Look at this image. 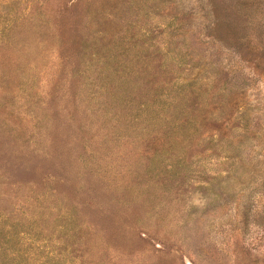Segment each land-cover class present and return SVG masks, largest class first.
<instances>
[{"label": "rangeland", "instance_id": "374dc122", "mask_svg": "<svg viewBox=\"0 0 264 264\" xmlns=\"http://www.w3.org/2000/svg\"><path fill=\"white\" fill-rule=\"evenodd\" d=\"M0 264H264V0H0Z\"/></svg>", "mask_w": 264, "mask_h": 264}, {"label": "trees", "instance_id": "16d2710c", "mask_svg": "<svg viewBox=\"0 0 264 264\" xmlns=\"http://www.w3.org/2000/svg\"><path fill=\"white\" fill-rule=\"evenodd\" d=\"M219 9L216 7V9L214 8V10L212 11V14H213V17H214V21H215V25H216L215 27H217V26H219L221 24V22L219 23V17L217 16L218 11H220Z\"/></svg>", "mask_w": 264, "mask_h": 264}]
</instances>
